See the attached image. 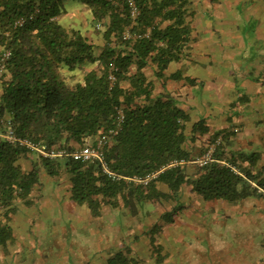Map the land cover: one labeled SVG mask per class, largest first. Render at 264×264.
<instances>
[{
    "label": "trees",
    "instance_id": "1",
    "mask_svg": "<svg viewBox=\"0 0 264 264\" xmlns=\"http://www.w3.org/2000/svg\"><path fill=\"white\" fill-rule=\"evenodd\" d=\"M63 1L0 0V58L9 52L0 77V130L10 126L17 136L72 150L116 128L121 109L120 130L105 152L117 177L105 173L98 161L36 153L38 162L25 170L17 161L32 151L0 138V245L11 238L9 214L18 202H33L32 190L43 170L50 176L69 174L72 199L86 204L94 217L105 205L120 202L134 212L147 201H177L183 183L191 184L205 201L264 198L259 154L227 153L224 139L230 129L207 137L203 118L187 129L190 117L181 106L182 96L167 88L169 79L195 84L182 70L165 74L171 63L188 55L194 41L189 0H134L136 17L131 16L127 0H80L89 14L85 22L100 44L61 21ZM218 138L213 160L202 167L194 165L189 177L185 165H178L145 186L127 179L172 160L193 159ZM197 139L202 142L199 151L193 145ZM160 184L167 185L168 192ZM178 209L166 212L163 219L172 221ZM131 260L119 251L106 264Z\"/></svg>",
    "mask_w": 264,
    "mask_h": 264
},
{
    "label": "crops",
    "instance_id": "2",
    "mask_svg": "<svg viewBox=\"0 0 264 264\" xmlns=\"http://www.w3.org/2000/svg\"><path fill=\"white\" fill-rule=\"evenodd\" d=\"M189 1L194 41L189 46L188 55L171 63L165 74L168 76L182 70L184 76L195 79V84L169 79L167 88L182 96L181 106L190 117L187 129L191 130L200 118L205 119L209 128L207 137L230 129L226 134L228 137H224L226 152L236 155L257 152L260 156L257 166L264 167V152L260 151L264 145V14L261 15L264 4L257 5V0H243L241 4L244 3L246 14H254L240 23V18L237 21L236 15L229 12L238 7L239 2L235 1L236 5L225 8V15L230 20L234 18L226 25L222 15L218 18L222 23H207L214 18L215 11L221 10L219 0ZM63 2L65 12L61 21L66 26L83 30L100 44L99 36L85 22L89 17L86 6L80 0ZM255 18L258 22L251 21ZM251 22L259 26L257 37L242 36L241 41L236 39L237 44L224 41L223 36L227 37L230 29L240 30L243 24L251 26ZM211 32L213 38L207 35ZM205 41L211 46H205ZM251 41L255 49L248 51ZM156 84V92H159L162 88L158 80ZM232 117L237 118L235 122ZM244 132L246 138L236 136ZM97 138L90 142H96ZM193 145L199 151L202 142L197 139ZM197 155L199 152L193 157ZM35 161L38 162L37 155L31 152L19 158L17 163L29 170ZM193 166L185 165L187 177L194 170ZM160 189L168 192L165 184H160ZM32 199L28 205L18 202L16 209L9 214L7 223L12 233L6 244L0 245V264L9 256L18 257L28 246L32 245L31 250H35L41 239L51 242L56 255H52L53 249L48 248V252L42 248L33 264H91L93 261L98 262L93 264H106L119 251L132 259L130 264H264V198L261 196L251 195L237 203L205 201L193 191L191 184L183 183L177 201H147L138 205L134 212L120 202L115 206L105 205L101 214L94 217L86 204L72 199L69 174L50 176L43 170L39 172V184L33 187ZM175 207L179 209L172 215L173 220H164L163 215ZM234 207H238V213L232 211ZM251 208L255 215L248 212ZM259 224L263 225L259 230L241 227ZM232 225L236 227L232 228ZM69 226L74 228L72 231L83 229L87 234L93 233L97 243L92 246L94 238H83L79 243L73 234L70 240ZM104 230L106 236L102 233ZM238 232L257 241V247L252 245L254 257L251 250L240 243ZM56 244L64 249V254L57 251ZM93 248L92 262H88L87 254ZM68 249L73 253V262L66 255Z\"/></svg>",
    "mask_w": 264,
    "mask_h": 264
},
{
    "label": "built area",
    "instance_id": "3",
    "mask_svg": "<svg viewBox=\"0 0 264 264\" xmlns=\"http://www.w3.org/2000/svg\"><path fill=\"white\" fill-rule=\"evenodd\" d=\"M127 2L131 16L136 17L139 13V9L135 1L127 0ZM19 23L22 24L23 20H21ZM127 37H129V35H127ZM8 56H9V52H6L0 58V77L3 75L5 68V60L7 59ZM110 78L114 80L113 75H111ZM123 119H124L123 111L119 109L116 117V121H117L116 128L109 130L108 133H102L100 136H98L95 143L89 142L81 147H77L72 150L53 149L40 141H36L28 137L17 136L10 126L6 127L5 130H0V138H4L10 143L18 144L19 146L25 147L26 149L36 154H39L45 158H55L57 156H70L74 160L98 161L99 163H101L103 171L105 173H107L109 176H112L113 178H116L117 175L109 169L106 163L105 152H106L107 143L110 140V138L116 136L117 133L119 132L120 125ZM237 130L238 129L235 128V131ZM220 142H221V138H218L216 142L209 145L202 154L194 157L193 159L172 160L168 164H166L165 166L161 167L156 171L149 172L145 175H133L128 177L127 179L134 182L135 184H141L145 186L148 185L154 179H156L158 175L167 168L176 167L178 165H187V164H194L197 167H202L213 160L214 151L216 149L217 144H219Z\"/></svg>",
    "mask_w": 264,
    "mask_h": 264
},
{
    "label": "rangeland",
    "instance_id": "4",
    "mask_svg": "<svg viewBox=\"0 0 264 264\" xmlns=\"http://www.w3.org/2000/svg\"><path fill=\"white\" fill-rule=\"evenodd\" d=\"M235 1H238L239 2V4H237L238 5V7L235 9V11H229L230 13H232V14H234V15H236L235 17H237V21H239V18H240V23H242L243 21H245L246 19H250L251 18V16L254 14V13H252L251 12V14H246V12H247V10H245L244 9V3L243 4H241V2L243 1V0H219L218 2H220L219 3V6H220V9L221 10H218V11H215V13L213 14L214 15V18H211V20H209L207 23H209V24H215L216 22H218V23H222V20H219L218 18L219 17H221V16H219V15H222V19H223V24H228L230 21H234V18H232V20H230V17L227 15H225V8H227V7H231V4H234V5H236L235 4ZM259 1V2H258ZM257 5H263L264 4V1H262V0H257ZM228 9V8H227ZM264 14V9L261 11V15H263ZM257 21L258 22V20L255 18V19H252L251 21ZM251 26H247V25H244L243 24V27H242V29H240V30H234V29H230V31H229V33H228V36L227 37H224L223 36V38H224V41L225 42H227V43H229V42H231V41H234L235 43H236V39H237V41L239 42V41H241V37L243 36V37H248V36H250L251 38H254V37H257V35H258V33H257V28L259 27V26H257V23L255 22V23H252L251 22ZM219 31V30H218ZM237 31H239V33L237 34ZM264 33V32H263ZM208 36H210V37H212L213 38V33L211 32L210 34H207ZM254 42H259V41H257V40H255ZM254 42L253 41H251L250 43V45L248 46V51H251V50H253V49H255L252 45L254 44ZM262 42V41H261ZM253 43V44H252ZM205 46H211V44L209 43V42H207V41H205V43H203ZM237 44V43H236ZM235 51H238L237 49H235ZM262 53L264 54V51H262ZM206 86H208V85H206ZM236 117H232V120L235 122L236 121ZM244 135V137L246 138L247 136L245 135V132L244 133H242V134H237L236 136L238 137H240V136H243ZM260 137H262V136H260ZM224 142H226V140L224 139ZM264 143V142H263ZM248 151H250V149L248 148L247 149ZM261 152H264V145H263V149H261L260 150ZM249 206L250 205H247V208H249ZM235 210V212L236 213H238L239 211H238V207L236 208V207H234L233 208V210L232 211H234ZM249 213H252L253 215H255V211L251 208V209H249V211H248ZM73 227L74 228H76V226L75 225H73ZM72 226H69L68 227V232H69V234H70V236H69V239L71 240V238H72V234H73V236L75 237V238H77L79 241V243H81L82 241H83V238H85V240H91V239H93L94 237H93V233L92 234H87V233H85V230H81V231H79V230H77V231H72V229H74ZM232 228H234V227H236V226H234V225H232L231 226ZM242 228H245V227H252V228H255V229H257V230H259L260 228H262L263 227V225H250V226H241ZM79 227H77V229H78ZM91 228H92V226H91ZM66 230H67V227H66ZM102 233H103V235H105L106 236V232H105V230L104 231H102ZM238 234L240 235V237H239V241H240V243H242L245 247H248V249H250L251 251V256L252 257H254V251H255V248H253L254 246H252V245H255L256 243H257V241L254 239V238H249V237H246L245 235H243L244 233H240V232H238ZM57 237H59L60 239H62L63 238V236L62 235H58ZM105 238V237H104ZM50 243L51 242H48V241H45L44 239H41L40 240V242H39V246H38V248H36L35 250H31V248H33V246L31 245V246H28V248H24L23 249V251H22V253L20 254V255H18V257H8L7 258V260H5V261H2V264H33L36 260H37V256H39L40 255V253H41V251H42V248L45 250V251H47L48 250V248H51V245H50ZM97 243V238L95 237L94 239H93V241H92V246H94L95 244ZM42 244V245H41ZM35 247V246H34ZM56 247H57V251L58 252H63V248H59V245L58 244H56ZM255 247H257V244H256V246ZM51 249H53L52 250V255H56V252H55V250H54V246H53V248H51ZM259 250V249H258ZM261 250V252H262V249H260ZM50 250H48V252H49ZM95 251H94V248L93 249H91V251H90V253H88L87 254V257H86V260L88 261V262H92V257H91V255L94 253ZM63 254H64V252H63ZM66 255H68V256H70V262H73L74 261V258H73V253H71L70 252V250L68 249V252H67V254ZM251 257V258H252ZM84 260V259H83ZM39 263H40V261H39ZM93 263H98L97 261L95 262V261H93ZM93 263H91V264H93Z\"/></svg>",
    "mask_w": 264,
    "mask_h": 264
}]
</instances>
